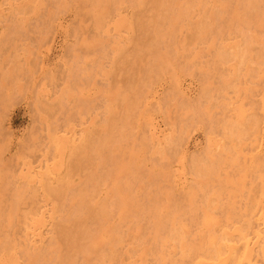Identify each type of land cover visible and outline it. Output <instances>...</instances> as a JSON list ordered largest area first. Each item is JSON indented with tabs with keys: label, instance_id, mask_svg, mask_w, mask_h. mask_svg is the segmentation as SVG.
<instances>
[{
	"label": "rangeland",
	"instance_id": "374dc122",
	"mask_svg": "<svg viewBox=\"0 0 264 264\" xmlns=\"http://www.w3.org/2000/svg\"><path fill=\"white\" fill-rule=\"evenodd\" d=\"M188 1L0 0V246L33 264H264V0Z\"/></svg>",
	"mask_w": 264,
	"mask_h": 264
},
{
	"label": "bare ground",
	"instance_id": "6f19581e",
	"mask_svg": "<svg viewBox=\"0 0 264 264\" xmlns=\"http://www.w3.org/2000/svg\"><path fill=\"white\" fill-rule=\"evenodd\" d=\"M101 1H103V0H100V2H101ZM155 1H156V0H155ZM167 1H168V3H169V0H166V2H167ZM170 1H171V0H170ZM172 1H173V0H172ZM187 1H188V0H187ZM189 1H190V0H189ZM189 1H188V2H189ZM192 1H194V0H192ZM199 1H200V0H199ZM219 1H220V0H219ZM221 1H222V0H221ZM229 1H231V0H229ZM229 1H227V2H229ZM244 1L246 2V0H244ZM244 1H243V3L245 4ZM249 1H250V0H249ZM81 2H82V1H81ZM237 2H242V1L240 0V1H237ZM98 3H99V1H98ZM191 3H192V2H191ZM195 3H197V2H195ZM200 3H201V2H200ZM203 3H205V2H203ZM213 3H214V2H213ZM246 3H247V2H246ZM99 4H100V3H99ZM99 4H98V6H99ZM187 4H188V3H187ZM237 4H239V6H240V3H237ZM237 4H236V5H237ZM248 4H249V3H248ZM252 4H253V3H252ZM106 5H107V4H106ZM170 5H171V4H170ZM201 5H202V3L200 4V6H201ZM241 5H243V4L241 3ZM182 6H183V5H182ZM189 6H190V5H189ZM100 7H101V6H100ZM161 7H162V6H161ZM201 7H204V5H202ZM205 7H206V6H205ZM205 7H204V8H205ZM227 7H229V6H227ZM227 7H226V8H227ZM243 7H244V5H243ZM247 7H248V5H246V8H247ZM249 7H251V5H249ZM216 8H217V7H216ZM239 8H241V7H239ZM252 8H253V7H252ZM252 8H251V9H252ZM199 9H200V8H199ZM201 9H202V8H201ZM205 9H206V8H205ZM237 9H238V8H237ZM243 9H245V8H243ZM249 9H250V8H249ZM105 10H107V9H105ZM170 10H171V9H170ZM219 10H220V9H219ZM223 10H224V9H223ZM179 11H181V10L179 9ZM203 11H204V10H203ZM246 11H247V9H246ZM102 12H103V11H102ZM105 12H106V11H105ZM205 12H206V11H205ZM237 12H238V11H237ZM239 12H240V11H239ZM239 12H238V13H239ZM103 13H104V12H103ZM166 13H167V12H166ZM173 13H174V12H173ZM211 13H212V12H211ZM215 13H216V12H215ZM238 13H237V14H238ZM180 14H181V13H180ZM213 14H214V12H213ZM242 14H244V13H242ZM100 15H102V13H101ZM206 15H207V14H206ZM215 15H216V14H215ZM215 15H214V16H215ZM161 16H162V15H161ZM185 16H186V15H185ZM210 16H211V14H210ZM214 16H213V17H214ZM243 16H244V15H243ZM243 16H242V17H243ZM99 17H100V16H99ZM104 17H105V15H104ZM213 17H211V18H213ZM234 17L236 18L237 16H234ZM160 18H161V17H160ZM160 18H158V20H159ZM209 18H210V17H209ZM243 18H244V17H243ZM100 19H101V17H100ZM150 19H151V18H150ZM162 19H163V18H162ZM162 19H160V20H162ZM213 19H214V18H213ZM217 19H218V18H215L214 20H217ZM219 19H220V18H219ZM222 19H223V18H222ZM225 19H227V18H225ZM225 19H224V20H225ZM236 19H237V18H236ZM239 19H240V20H239ZM158 20H156V21H158ZM163 20H164V19H163ZM163 20H162V21H163ZM201 20H203L202 23L204 22V20H205V23H207V22H206V19H204V16H203V18H202ZM238 20L241 21L242 19H241V18H238ZM244 20H245V18H244ZM244 20H243V22H244ZM138 21H139V20H138ZM148 21H150V20H148ZM162 21H161V22H162ZM198 21H199V20H198ZM227 21H228V20H227ZM236 21H237V20H236ZM246 21H247V20H246ZM246 21H245V22H246ZM98 22H99V19H98ZM136 22H137V21H136ZM139 22H140V21H139ZM139 22H138V24H139ZM141 22H142V21H141ZM144 22H145V20H144ZM146 22H147V21H146ZM154 22H155V20H154ZM159 22H160V21H159ZM199 22H200V21H199ZM199 22H198V23H199ZM218 22H219V21H218ZM218 22H217V23H218ZM220 22H221V20H220ZM237 22H238V21H237ZM147 23H149V22H147ZM156 23H157V22H156ZM173 23H174V22H173ZM198 23H197V24H198ZM222 23H223V20H222L221 24H222ZM227 23H228V22H227ZM230 23H231V22H230ZM134 24H135V22H134ZM140 24H141V23H140ZM177 24H178V22H177ZM187 24H188V23H187ZM218 24H220V23H218ZM218 24H217V25H218ZM225 24H226V23H225ZM232 24H233V23H232ZM236 24H237V23H236ZM136 25H137V23H136ZM144 25H145V24H144ZM149 25H150V24H149ZM152 25H153V24H152ZM156 25H157V24H156ZM158 25H159V24H158ZM158 25H157V26H158ZM172 25H173V24H172ZM174 25H176V24H174ZM195 25H196V24H195ZM202 25H203V24H201V26H202ZM207 25H208V24H207ZM209 25H210V24H209ZM211 25H213L212 27L214 28V25H215V24H211ZM222 25H223V24H222ZM227 25H228V24H227ZM168 26H169V25H168ZM204 26H206V25H204ZM215 26H216V25H215ZM219 26H220V25H219ZM137 27H138V26H137ZM140 27H141V26H140ZM140 27H139V28H140ZM166 27H167V26H166ZM173 27H174V26H173ZM191 27H192V26H191ZM196 27H198V26L196 25ZM202 27H203V26H202ZM202 27H201V29H202ZM216 27H217V30H219V29H218V26H216ZM141 28H142V27H141ZM146 28H147V27H146ZM157 28H158V27H157ZM169 28H170V27H169ZM192 28H193V27H192ZM192 28H191V29H192ZM221 28H222V27H221ZM221 28H220V29H221ZM224 28H225V27H224ZM135 29H136V28H135ZM158 29H159V28H158ZM226 29H229V28L226 27ZM131 30H132V29H131ZM153 30H154V29H153ZM196 30H198V28H196L195 31H196ZM203 30H204V28H203ZM212 30H216V29H212ZM217 30L215 31V33L217 32ZM193 31H194V30H193ZM193 31H192V32H193ZM220 31H221V30H220ZM225 31H226V30H225ZM148 32H149V31H148ZM138 33H139V32H138ZM195 33H196V32H195ZM140 34H141V33H140ZM161 34H162V33H161ZM154 35H155V34H154ZM141 36H142V35H141ZM161 37H162V36H161ZM169 37H170V36H169ZM137 40H138V39H137ZM137 40H136V41H137ZM247 40H248V39H247ZM134 41H135V40H134ZM137 43H138V42H137ZM137 43H136V44H137ZM138 44H139V43H138ZM141 44H142V43H141ZM157 44H158V43H157ZM247 44H248V42H247ZM6 45H7V44H6ZM116 45H117V44H116ZM132 45H133V43H132ZM143 45H144V44H143ZM150 45H151V44H150ZM152 45H153V44H152ZM160 45H161V43H160ZM237 45H238V44H237ZM134 46H135V45H134ZM136 46H137V45H136ZM158 46H159V45H158ZM244 46H245V45H244ZM246 46H247V45H246ZM137 47H138V46H137ZM155 47H157V46H155ZM223 47H224V46H223ZM120 48H121V47H120ZM138 49H139V48H138ZM118 50H119V49H118ZM120 50H121V49H120ZM122 50H123V49H122ZM150 50H151V49H150ZM152 50H153V49H152ZM226 50H227V49H226ZM226 50H225V51H226ZM131 51H132V50H131ZM138 51H139V50H138ZM157 51H158V50H157ZM220 51L223 52L224 50H221V49H220ZM227 51H228V50H227ZM232 51H233V50H232ZM242 51H243V50L241 49V53H242ZM259 51H261V50H259ZM136 52H137V51H136ZM146 52H147V51H146ZM228 52L231 53V51H228ZM233 52H234V51H233ZM237 52H238V51H237ZM237 52H236V53H237ZM244 52H246V51H243V53H244ZM116 53H117V52H116ZM118 53H119V52H118ZM216 53H218V50H217ZM223 53H224V52H223ZM225 53H226V52H225ZM225 53H224L225 56H226V54L228 55V53H226V54H225ZM246 53H247V52H246ZM119 54H120V53H119ZM132 54H133V53H132ZM140 54H141V53H140ZM168 54H169V53H168ZM220 54H221V53H220ZM259 54H260V53H259ZM262 54H263V53H262ZM214 55H215V54H214ZM224 55H223V56H224ZM231 55H232V53H231ZM231 55H230V57H231ZM234 55H235V54H234ZM260 55H261V54H260ZM136 56H137V55H135V57H136ZM142 56H143V55H142ZM225 56L223 57L224 60H225V58H226V59L228 58V57H225ZM228 56H229V55H228ZM117 57H119V56H117ZM216 57H218V56H216ZM220 57H221V59H222V55H220ZM234 57H235V56H234ZM242 57H243V56H242ZM262 57H263V56H262ZM223 59H222V60H223ZM224 60H223V61H224ZM160 61H161V60H160ZM203 87H204V86H203ZM2 88H3V87H2ZM217 88H218V87H217ZM5 89H6V88H5ZM220 90H222V89H220ZM206 91H207V90H206ZM222 93H223V91H222ZM209 94H210V93H209ZM213 94H215V93H213ZM213 94H212V95H213ZM206 95H207V94H206ZM222 95H223V94H222ZM217 96H218V95H217ZM205 99H206V98H205ZM205 99H204V100H205ZM108 109H109V108H108ZM110 110H111V109H110ZM128 110H129V109H128ZM110 112H111V111H110ZM109 114H110V113H109ZM111 117H112V116H111ZM108 118H109V117H108ZM112 118H113V117H112ZM109 119H110V118H109ZM113 120H114V119H113ZM110 122H111V121H110ZM113 122H114V121H113ZM108 124H110V123H108ZM108 124H107V125H108ZM114 125H115V124H114ZM108 127H109V125H108ZM112 127H113V126H112ZM113 128H114V127H113ZM106 129H108V128H106ZM110 131H111V128H110ZM102 139H104V138H102ZM105 139H106V138H105ZM99 140H101V139H99ZM112 140H113V139H112ZM106 141H107V140H106ZM82 142H83V140H82ZM82 142H81V143H82ZM86 142H88V141L86 140ZM101 142H102V141H101ZM101 142H100V143H101ZM110 142H111V141H110ZM110 142H109V143H110ZM75 143H76V142H75ZM113 143H114V142H113ZM71 144H73L72 141H71ZM83 144H85V143H83ZM77 145H79V144H77ZM77 145H76V146H77ZM80 145H81V144H80ZM98 145H99V144H98ZM101 145H106V142H105V144H104V141H103V143H102ZM85 146H86V145H85ZM95 146H96V145H95ZM79 147H80V146H79ZM79 147H78V148H79ZM101 147H102V146H101ZM104 147H105V146H104ZM107 147H110V145L107 146ZM107 147H106V149H107ZM76 148H77V147H76ZM80 148H83V146H81ZM99 148H100V146H98V149H99ZM102 148H103V147H102ZM102 148H101V150H102ZM109 149H110V148H109ZM104 150H105V149H104ZM107 150H108V149H107ZM69 151H70V150H69ZM99 151H100V149H99ZM87 152H88V151H87ZM91 152H92V151H91ZM66 153H67V152H66ZM68 153H69V152H68ZM82 155H83V154H82ZM104 155H105V154H104ZM107 155H108V154H106V156H107ZM100 156H101V155H100ZM66 157L68 158V156H66ZM72 157H73V156H72ZM88 157H89V156H88ZM102 157H103V156H102ZM99 158H100V157H99ZM104 158H105V156H104ZM106 158H108V157H106ZM68 159H70V158H68ZM79 159H80V158H79ZM90 159H91V158H90ZM107 160H108V159H107ZM139 160H140V158H139ZM69 161H71V160H69ZM69 161H68V162H69ZM104 161H106V160H103V162H104ZM197 161H198V160H197ZM134 163H135V162H134ZM138 165H139V164H138V162H137V166H138ZM194 165H195V164H194ZM69 168H70V166H69L67 169L69 170ZM191 168H192V167H191ZM201 168H202V167H201ZM208 168H209V167H208ZM208 168H207V169H208ZM213 168H214V167H213ZM136 169H137V168H136ZM136 169H135V170H136ZM202 169H203V168H202ZM194 170H195V169H194ZM68 172H69V171H67L66 173H68ZM73 172H74V171H73ZM195 172H197V171L195 170ZM210 172H211V171H210ZM70 173H71V172H70ZM132 173H134V172H132ZM135 173H136V172H135ZM43 174H44V173H43ZM43 174H42V175H43ZM68 174H69V173H68ZM204 174H206V172H205ZM66 175H67V174H66ZM90 175H91V174H90ZM202 175H203V173H202ZM207 175H209V174H207ZM43 176H44V175H43ZM64 177H65V176H64ZM60 178H62V177H60ZM208 178H210V177H208ZM84 179H85V178H84ZM28 180H29V179H28ZM30 180H31V179H30ZM40 180H41V179H40ZM44 180H45V179H44ZM57 180H59V179H57ZM64 180H66V178H64ZM64 180H63V181H64ZM35 181H36V180H35ZM59 181H60V180H59ZM63 181H61V182H63ZM89 181H90V180H89ZM31 182H32V181H31ZM46 182H47V181H46ZM65 182H66V181L63 182L64 185H65V184L67 185V183H65ZM26 183H28V182L26 181ZM38 183H39V182H38ZM40 183H41V181H40ZM46 184H47V183H46ZM46 184H45V185H46ZM45 185H44V187H45ZM57 185H58V184H57ZM46 186H47V185H46ZM52 186H53V189L56 187L55 184H53ZM54 186H55V187H54ZM59 186H60V185H59ZM47 187H48V186H47ZM60 187H61V186H60ZM129 187H130V186H129ZM17 188H18V187H17ZM49 188H51V187H49ZM56 188H58V187H56ZM47 189H48V188H47ZM21 190H22V189H21ZM56 190L58 191V189H56ZM49 191H50V190H49ZM54 191H55V190H54ZM60 191H62V190H60ZM114 191H115V190H114ZM114 191H113V192H114ZM17 192H18V191H17ZM17 192H16V193H17ZM19 192H21V191H19ZM79 192H80V190H79ZM120 192H121V191H120ZM47 193H48V191H47ZM64 193H65V192H64ZM80 193H81V192H80ZM83 193H84V192H83ZM117 193H118V192H116V194H117ZM156 193H157V192H156ZM19 194H20V193H19ZM19 194H18V195H19ZM49 194L52 195V191H51V193H49ZM84 194H85V193H84ZM57 195H58V193H57ZM80 195H81V194H80ZM112 195H114V193H112ZM14 196H15V195H14ZM20 196H21V194H20ZM48 196H49V195H48ZM54 196H55V195H54ZM76 196H77V195H76ZM87 196H88V195H87ZM119 196H120V195H119ZM16 197H17V196H16ZM16 197H15V198H16ZM18 197H19V196H18ZM57 197H58V196H57ZM73 197H75V196H73ZM114 197H117V195L114 196ZM124 197H125V196H124ZM152 197H153V196H152ZM152 197H150V198H152ZM157 197H158V196H157ZM51 198H52V197H51ZM81 198H82L83 200L85 199L86 202H87V200H88V199H86V197H85V198H84V197H81ZM150 198H148V199H150ZM53 199H54V198H53ZM90 199H91V197H90ZM92 199H93V198H92ZM119 199H120V198H119ZM122 199H123V198H122ZM78 200H79V199H78ZM75 201H76V200H75ZM79 201H80V200H79ZM88 201H89V200H88ZM101 201H103V200H101ZM101 201H100V202H101ZM155 201H156V200H155ZM155 201H154V202H155ZM170 201H171V199H170ZM13 202H16V200L13 201ZM13 202H12V203H13ZM76 202H78V201H76ZM76 202H75V203H76ZM81 202H82V204L85 203V202H83V201H81ZM90 202H91V201H90ZM96 202H98V201H96ZM127 202H128V201H127ZM148 202H149V201H148ZM9 203H10V202H9ZM48 203H49V202H48ZM59 203L61 204L60 201H59ZM79 203H80V202H79ZM79 203H77V204H79ZM91 203H92V202H91ZM102 203H103V202H102ZM102 203H99V206H100V204H102ZM106 203H107V202H106ZM150 203H151V200H150ZM152 203H153V202H152ZM152 203H151V204H152ZM165 203H166V202H165ZM172 203H173V202H172ZM208 203H209V202H208ZM13 204H15V203H13ZM49 204H50V203H49ZM62 204H64V203H62ZM82 204H81V205H82ZM86 204H87V203H86ZM123 204H124V203H123ZM151 204H150V205H151ZM154 204H155V203H154ZM166 204H167V203H166ZM169 204H170V203H169ZM209 204H210V203H209ZM0 205H1V204H0ZM52 205H53V204H52ZM70 205H72V203H71ZM74 205H75V204H73V206H74ZM79 205H80V204H79ZM81 205H80V206H81ZM95 205H96V204H95ZM97 205H98V203H97ZM102 205H104V204H102ZM106 205H107V204H106ZM152 205H153V204H152ZM152 205H151V208H153V207L155 206V205H154V206L152 207ZM7 206L12 207V205H10V204H8V205L6 204V207H7ZM15 206H16V205H15ZM17 206H18V205H17ZM50 206H51V205H50ZM88 206H89V204H88ZM156 206H158V204H157ZM171 206H172V205H171ZM206 206H207V205H206ZM13 207H14V205H13ZM62 207H63V206H62ZM75 207H76V206H75ZM75 207H74V209H75ZM83 207H84V206H82L81 208H83ZM14 208H15V207H14ZM18 208H19V207H18ZM52 208H53V207H52ZM52 208L49 207L50 210H51ZM54 208H55V207H54ZM56 208H57V205H56ZM58 208H59V207H58ZM78 208H80V207L78 206ZM95 208H96V207H95ZM100 208H102V207H100ZM157 208H158V207H157ZM157 208H156V209H157ZM160 208H161V207H160ZM163 208H164V207H163ZM6 209H7V208H6ZM72 209H73V208H72ZM72 209H71V210H72ZM85 209L87 210V208H85ZM106 209H108L107 206H106ZM106 209H104V211H105ZM0 210H2V208H1ZM14 210H15V209H14ZM52 210H53V209H52ZM55 210H56V209H55ZM55 210H54V211H55ZM60 210H61V208H60ZM69 210H70V208H69ZM89 210H91V209H89ZM93 210H94V209H93ZM97 210H98V209H97ZM3 211H4V210H3ZM3 211H2V213H3ZM18 211H19V209H18ZM54 211H53V212H54ZM72 211H74V210H72ZM81 211H82V210H81ZM100 211H101V210H100ZM104 211H103V212H104ZM153 211H154V210H153ZM174 211H175V210H174ZM77 212H78V211H77ZM95 212H96V211H95ZM107 212H108V211H107ZM123 212H124V211H123ZM158 212H159V211H158ZM160 212H161V211H160ZM160 212H159V213H160ZM166 212H167V211H166ZM4 213H5V212H4ZM4 213H3V214H4ZM10 213H11V212H10ZM55 213H56V212H55ZM58 213H59V212H58ZM68 213H71V212H68ZM68 213H66V214L68 215ZM80 213H81V212H80ZM82 213H83V211H82ZM163 213H164V212H163ZM0 214H1V213H0ZM6 214H7V212H6ZM6 214H5V215H6ZM59 214H60V213H59ZM61 214H62V216H64L63 213H61ZM86 214H88V213H86ZM90 214H91V213H90ZM105 214H106V212H105ZM12 215H13V214H12ZM52 215H53V214H52ZM56 215H57V213H56ZM56 215H55V216H56ZM70 215H71V214H69V217H70ZM75 215H76V213H75ZM75 215H74V216H75ZM80 215H81V214H80ZM94 215H95V214H94ZM102 215H103V214H102ZM106 215H107V214H106ZM122 215H123V213H122ZM122 215H121V216H122ZM154 215H157V212H156ZM159 215H160V214H159ZM58 216H60V215H58ZM58 216H57V217H58ZM81 216H82V215H81ZM103 216H104V215H103ZM171 216H172V215H171ZM64 217H65V216H64ZM69 217H66V218L68 219ZM88 217H89V216H88ZM91 217H92V216H91ZM105 217H107V216H105ZM105 217H103V220H104ZM109 217H110V216H109ZM157 217H158V216H157ZM176 217H177V215L175 216V219H176ZM76 218H77V217H76ZM86 218H87V217H86ZM100 218H101V217H100ZM158 218L160 219V217H158ZM64 219H65V218H64ZM87 219H88V218H87ZM93 219H94V218H93ZM120 219H121V218H120ZM175 219H173V220H175ZM59 220H60V219H59ZM77 220H78V219H77ZM98 220H99V219H98ZM109 220H110V219H109ZM160 220H161V219H160ZM74 221H75V220H74ZM80 221H82V220L80 219ZM80 221H76V222L78 223V222H80ZM156 221H157V220H156ZM175 221H176V220H175ZM57 222H59V221H57ZM62 222H63V220H61V224H60L59 227H61V225H62L65 221H64L63 223H62ZM85 222H87L86 219H85ZM85 222H84V225H85ZM100 222H101V221H100ZM100 222H99V224H102V222H101V223H100ZM106 222H107L106 224H108V219L106 220ZM159 222H160V221H159ZM54 223H56V222H54ZM77 223H76V224H77ZM154 223H155V222H154ZM178 223H179V222H178ZM80 224H81V222H80ZM157 224H158V222H157ZM55 225H56V224H55ZM57 225H58V224H57ZM67 225H68V224H67ZM77 225H79V224H77ZM82 225H83V223H82ZM82 225H81V228H82ZM84 225H83V226H84ZM162 225H163V224H162ZM63 226H64V225H62V228L65 227V226H64V227H63ZM102 226H103V225H102ZM111 226H112V225H111ZM156 226H157V225H156ZM159 226H161V224H160ZM177 226H178V225H177ZM55 227H56V229H59V228H57V226H55ZM66 227H67V226H66ZM66 227H65V228H66ZM78 227H80V226H78ZM78 227H77V228H78ZM84 227H85V226H84ZM84 227H83L82 229H84ZM107 227H108V226H107ZM109 227H110V226H109ZM154 227H155V226H154ZM164 227H165V225H164ZM62 228H61V231L63 230ZM98 228H99V227H98ZM101 228H103V227H101ZM113 228H114V227H113ZM113 228H112V229H113ZM158 228H159V227H158ZM73 229H74V228H73ZM85 229H86V227H85ZM112 229L110 228L109 231L111 232ZM156 229H157V228H156ZM161 229H163V228H161ZM174 229H175V228H174ZM102 230H103V229H102ZM114 230H115V228H114ZM179 230H180V229H179ZM57 231H58V230H57ZM59 231H60V230H59ZM70 231H71V230H70ZM70 231H69V232H70ZM80 231H81V230H80ZM80 231H79V233H80ZM106 231H107V228L105 229V232H106ZM169 231H170V230H169ZM84 232H85V230H84ZM84 232H83V233H84ZM87 232H88V231H87ZM91 232H93V230H92ZM100 232H102V231H100ZM114 232H115V231H114ZM158 232H159V231H158ZM171 232H172V231H171ZM180 232H181V231H180ZM182 232H183V231H182ZM59 233H60V232H59ZM141 233H142V232H141ZM173 233H174V232H173ZM66 234H68V233L66 232ZM72 234H74V233L71 232V235H72ZM85 234H87V233H85ZM91 234H92V233H91ZM95 234H96V233H95ZM98 234H100V233H98ZM139 234H140V233H139ZM157 234H158V233H157ZM170 234H171V233H170ZM170 234H169L168 236H170ZM175 234L177 235V232H175ZM180 234H181V233H180ZM209 234H210V232H209ZM55 235H56V234H55ZM71 235H70V236L67 235V236L71 237ZM89 235H90V234H89ZM89 235H88V236H89ZM112 235H113V232H112ZM159 235H160V234H159ZM171 235H172V234H171ZM182 235H183V234H182ZM52 236H53V235H52ZM64 236H65V235H64ZM64 236H63V237H64ZM73 236H75V235H73ZM77 236H78V235H76V238H77ZM90 236H91V235H90ZM110 236H111V235L109 234V237H110ZM156 236H157V235H156ZM179 236H180V235H179ZM179 236H178V237H179ZM240 236H241V235H240ZM79 237H80V236H79ZM115 237H116V235H115ZM138 237H139V236H138ZM178 237H177V239H178ZM216 237H217V236H216ZM52 238H53V237H52ZM59 238H60V237H59ZM59 238H58V240H59ZM71 238H72V237H71ZM71 238H70V239H71ZM76 238H74V239H76ZM81 238H82V237H81ZM93 238H94V234H93ZM96 238H97V236H96ZM110 238H111V237H110ZM110 238H109V240H110ZM156 238H157V237H156ZM167 238H169V237H167ZM171 238H172V236H171ZM181 238H182V236H181ZM241 238H243V237H241ZM63 239H64V238H63ZM70 239H68V240L70 241ZM91 239H92V238H91ZM118 239H119V238H118ZM169 239H170V238H169ZM173 239H174V238H173ZM5 240H6V239H5ZM51 240H52V239H51ZM53 240H55V239H53ZM58 240H55V242L58 241ZM79 240H80V238H79ZM82 240H84V239H82ZM107 240H108V239H107ZM112 240H113V239H112ZM120 240H121V239H120ZM137 240H140V239H137ZM142 240H143V239H142ZM166 240H168V239H166ZM175 240H176V239H175ZM241 240H242V239H241ZM1 241H2V240H1ZM1 241H0V242H1ZM59 241H60V240H59ZM59 241H58V242H59ZM85 241H86V240H85ZM117 241H118V240H117ZM214 241H215V239H214ZM219 241H220V240H219ZM3 242H4V241H3ZM75 242H76V241H75ZM79 242H80V241H79ZM115 242H116V240H115ZM115 242H114V243H115ZM170 242H171V241H170ZM172 242H173V240H172ZM172 242H171V243H172ZM181 242H182V241H181ZM205 242H206V240H205ZM212 242H213V241H212ZM62 243H63V242H62ZM76 243H77V242H76ZM90 243H91V242H89L88 244H90ZM98 243H99V242H98ZM107 243H108V242H107ZM111 243H112L111 246H113V244H114L113 241H111ZM143 243H144V242H143ZM173 243H174V242H173ZM214 243H215V242H214ZM218 243H219V242H218ZM218 243H217V244H218ZM2 244H3V245L0 246V258H1L2 255H3L4 258H6V259L9 258L10 260H13V259H14L13 257L15 256V255H13V254H16V253H17V254H22L23 258H27V262H28V260H30V261H32V262L34 263V262H35L34 259L37 258V256H38V254H37L36 256L34 255L33 257H30L31 253H28L29 250H27V249H26V250L21 249V250L19 251V248H17L18 250H17V249L15 250L14 245H12L11 242L9 243V241H6V242H4V243H2ZM56 244H57V243H56ZM63 244H64V243H63ZM72 244H73V243H72ZM77 244H78V243H77ZM77 244H74V245L76 246ZM92 244H93V243H92ZM145 244H146V243H145ZM145 244H144V245H145ZM220 244L222 245V243H220ZM231 244H232V243H231ZM11 245H12V246H11ZM48 245H49V244H48ZM58 245H59V243H58ZM58 245H56V246L58 247ZM67 245H70V244L67 243ZM74 245H72V246H73V249H74V247H75ZM84 245H85V244H84ZM86 245H87V244H86ZM93 245H94V244H93ZM99 245H101V244H99ZM99 245H98V246H99ZM103 245H104V241H103ZM183 245H184V244H183ZM185 245H186V244H185ZM214 245H215V244H214ZM232 245H233V244H232ZM40 246H41V245H40ZM62 246H63V245H62ZM62 246H61V247L59 246L60 249H63ZM90 246L92 247V245H90ZM98 246H96V247L98 248ZM105 246H106V245H105ZM140 246H141V245H140ZM194 246H195V244H194ZM218 246H219V245H218ZM218 246H217V247L214 246V247L218 248ZM37 247H38V246H37ZM59 247H58V248H59ZM65 247H66V245H65ZM91 247H90V248H91ZM99 247H100V246H99ZM146 247H147V246H146ZM209 247H212V246H209ZM227 247H229V245H228ZM54 248H56V247H54ZM54 248H52V249H54ZM66 248L68 249V247H66ZM81 248H82V247H81ZM93 248H95V247H93ZM112 248H113V247H112ZM181 248H183V247H181ZM216 248H215V249H216ZM222 248H223V247H222ZM222 248L219 246V249H220V250L217 249L218 251H220V254H221L222 252L226 251L227 249H229V248H227L226 250L223 249L224 251L222 250V252H221V249H222ZM33 249H35V248H33ZM39 249H40V251H41V250H45V251H46V249H47V251H48L49 246L44 245V247H43V246H42V247H39L38 250H39ZM67 249H64V250H67ZM109 249H110V248H109ZM193 249H194V248H193ZM212 249H213V248H212ZM233 249H234V248H233ZM74 250H75V249H74ZM79 250H80V249H79ZM86 250H87V249H86ZM88 250H89V249H88ZM95 250H96V249H95ZM95 250H94V251H95ZM110 250H111V249H110ZM185 250H186V249H185ZM209 250H211V248H209L207 252H210ZM230 250L233 252V250H232L231 248H230ZM47 251H46V253L44 252L46 255H48V254H47ZM51 251H53V250H51ZM77 251H78V250H77ZM91 251H92V250H91ZM91 251H89V252H90V255H91ZM186 251H187V250H186ZM212 251H213V250H212ZM212 251H211V252H212ZM214 251H215V250H214ZM34 252H35V251H34ZM34 252H33V253H34ZM73 252H74V251H73ZM73 252L71 251V253H73ZM84 252H85V251L83 250L82 253L84 254ZM129 252H130V251H129ZM232 252H231V253H232ZM35 253H36V252H35ZM49 253H50V252H49ZM53 253H54V252H52V254H53ZM57 253H58V254H59V253L61 254V252H59V251H58ZM77 253H78V252H77ZM85 253H87V252H85ZM99 253H100V252H99ZM215 253H217V251H216ZM215 253H214V254H215ZM225 253H226V252H225ZM234 253H235V252H234ZM17 254H16V256H17ZM58 254H57V255H58ZM62 254H63V253H62ZM62 254H61V255H62ZM65 254H66V253H65ZM102 254H103V253H102ZM107 254H108V253H107ZM208 254H209V253H207V255H208ZM9 255H10V256H9ZM12 255H13V256H12ZM32 255H33V254H32ZM41 255H42V254H41ZM53 255H54V254H53ZM71 255H72V254H71ZM71 255H70V251H69V255H68V256H71ZM79 255H80V254H79ZM88 255H89V254H88ZM92 255H93V254H92ZM211 255H212V254L210 253V256H211ZM232 255H233V253H232ZM232 255H231V256H232ZM39 256H40V255H39ZM50 256H51V254H50ZM62 256H63L64 258L66 257V255H65V256L62 255ZM62 256H61V257H62ZM68 256H67V258H68ZM77 256H78V254H77ZM101 256L105 258L104 255H100V257H101ZM210 256H209V258H213L212 256H211V257H210ZM233 256H234V255H233ZM245 256H246V255H245ZM52 257H54V256H51V258H52ZM58 257H60V256L58 255ZM61 257H60V258H61ZM63 257H62V258H63ZM74 257H75V256H74ZM85 257H86V256H85ZM88 257H91V256H88ZM88 257H87V258H88ZM94 257H96V256H94ZM222 257H223V256H222ZM222 257H220V259H221ZM42 258H43V256H42ZM62 258H61V259H62ZM67 258H65V259H67ZM80 258H81V256H80ZM106 258H107V257H106ZM228 258H229V257H228ZM16 259H17V257H16ZM20 259H22V258H20ZM38 259H41V256H40V258L38 257ZM44 259H45V258H44ZM52 259H53V258H52ZM55 259H59V258H55ZM61 259H60V260H61ZM68 259H69V263L71 264L70 258H68ZM72 259H73V257H72ZM74 259H76V258H74ZM100 259H101V258H100ZM102 259H103V258H102ZM102 259H101V260H102ZM215 259H216V257H215ZM232 259H233V258H232ZM14 260H15V259H14ZM36 260H37V259H36ZM84 260L86 261L85 258H83V261H84ZM103 260H104V259H103ZM229 260H230V259H229ZM39 261H40V262H41V261L43 262V260H39ZM39 261L37 260L36 263H38ZM49 261L52 262L51 259H50ZM62 261L65 262L66 260H62ZM76 261H77V259H76ZM81 261H82V260H81ZM7 262H8V261H7ZM11 262H12V261H11ZM13 262H14V261H13ZM24 262H25V261H24ZM27 262H26L25 264H33V263H31V262H30V263H29V262L27 263ZM51 262H50V263H51ZM88 262H89V261H87V263H88ZM103 262H104V261H103ZM103 262H102V263H103ZM202 262H204V261H202ZM234 262H235V261H234ZM43 263H45V262H43ZM53 263H54V264L56 263V262L54 261V259H53L52 264H53ZM57 263H58V262H57ZM67 263H68V261H67ZM211 263L213 264V262H211ZM211 263H210V264H211ZM230 263H231V260H230ZM16 264H17V263H16ZM41 264H42V263H41ZM58 264H59V263H58ZM60 264H61V263H60ZM75 264H76V263H75ZM98 264H99V263H98ZM203 264H209V263H206V262H205V263H203ZM228 264H229V262H228Z\"/></svg>",
	"mask_w": 264,
	"mask_h": 264
}]
</instances>
